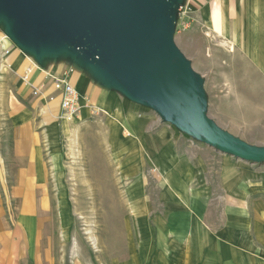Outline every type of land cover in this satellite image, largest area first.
<instances>
[{"label": "rangeland", "instance_id": "obj_1", "mask_svg": "<svg viewBox=\"0 0 264 264\" xmlns=\"http://www.w3.org/2000/svg\"><path fill=\"white\" fill-rule=\"evenodd\" d=\"M181 3L175 44L204 81L209 118L237 139L264 147V59L255 58L264 50L222 44L210 27L218 2ZM6 33L0 21V41L15 46ZM30 92L44 102L34 105L0 84V264H178L172 246L180 244L172 240L187 244L191 225L165 184L174 174L158 163L176 161V168L187 157L198 160L202 178L189 192H212V221L223 222L232 210V188L248 200L242 207H264V164L223 155L123 94L113 91L130 103L129 114L149 122L139 135L125 125L130 118L116 120L108 112L66 123L47 108L51 99L41 89ZM18 106L26 110L27 126L15 125ZM159 133L170 136L168 148L149 141ZM20 188H32L31 194ZM160 224H166L162 231ZM6 233L9 245L1 238Z\"/></svg>", "mask_w": 264, "mask_h": 264}, {"label": "water", "instance_id": "obj_2", "mask_svg": "<svg viewBox=\"0 0 264 264\" xmlns=\"http://www.w3.org/2000/svg\"><path fill=\"white\" fill-rule=\"evenodd\" d=\"M181 0H0L7 37L38 65L67 60L217 152L264 164L208 116L204 81L175 44Z\"/></svg>", "mask_w": 264, "mask_h": 264}, {"label": "crops", "instance_id": "obj_3", "mask_svg": "<svg viewBox=\"0 0 264 264\" xmlns=\"http://www.w3.org/2000/svg\"><path fill=\"white\" fill-rule=\"evenodd\" d=\"M214 1L222 6L216 5L214 12L218 11L220 14L226 32V41L234 45H242L249 52L252 50V52H257L259 48L264 50V0ZM214 12L211 16V23L214 21ZM255 58L263 60L264 55L258 54ZM30 69L32 72L28 81L24 82ZM0 72L4 74L0 79L4 80L6 85H11V88L16 90L17 96L23 100H32L34 105L43 103L44 99L40 101L31 99L30 90L41 89L42 96H49L51 99L50 103H47V108L59 111V116L62 99L55 91L54 82L58 79H67L76 88L81 98V115L75 121L79 119L87 121L92 117L100 116L92 112L94 109L101 113H112L116 120L130 118L125 121V125L129 124L136 135H139L140 131L143 132L144 126L149 123L143 118L135 119L134 115L127 112L131 108L128 101H124L115 92L99 86L84 70L75 68L67 60H47L43 65H38L33 59L15 48L12 43L1 40ZM3 82L0 81V84L2 85ZM8 114H10L9 111ZM14 115L16 126H27L28 115L24 107H16ZM137 129L140 131L138 132ZM169 138L170 136L159 133L149 141L156 147L160 143L167 147ZM138 149L140 152V148ZM187 158L188 160L183 165L176 166V168V161L158 163L160 171L174 174V177L171 175L169 180L166 179L165 184L176 203V210L187 211L191 225L187 244L182 245L178 239L172 240L171 245L180 244L179 247L172 246L173 258L178 264H264V207H260L259 204H256L254 209L251 206L248 208L247 205L242 207L241 204L248 200L246 201L242 194L236 195V189L232 188L228 195V198H231L232 210L225 213L223 222L212 221L210 216L215 213L210 202L212 192L210 193L208 187L197 192H189V186L195 180H200L202 175L198 160ZM221 181L228 182L229 179L228 177L222 178ZM31 189L23 191L20 188V191L31 194ZM170 199L167 198V200ZM249 203L253 204L252 201ZM186 220L183 221L187 225ZM170 221L172 225L176 223V219ZM179 223L181 224V221ZM165 225H161V231L165 229ZM1 238L8 245L12 243L11 236L7 233L1 235ZM3 263L12 264V260L11 263L5 261Z\"/></svg>", "mask_w": 264, "mask_h": 264}, {"label": "built area", "instance_id": "obj_4", "mask_svg": "<svg viewBox=\"0 0 264 264\" xmlns=\"http://www.w3.org/2000/svg\"><path fill=\"white\" fill-rule=\"evenodd\" d=\"M32 69L28 70L27 75L24 78V81H28V77L31 74ZM55 91L58 93L62 99L61 101V112L60 117L66 122H74L81 114V98L78 91L75 87L68 82L67 79H58L55 80ZM94 114H101L93 109Z\"/></svg>", "mask_w": 264, "mask_h": 264}, {"label": "bare ground", "instance_id": "obj_5", "mask_svg": "<svg viewBox=\"0 0 264 264\" xmlns=\"http://www.w3.org/2000/svg\"><path fill=\"white\" fill-rule=\"evenodd\" d=\"M213 17L214 21L211 23L210 27L216 29V31L219 32L221 38L223 39L222 44L224 46L230 45L231 42L226 41V32L219 12L215 11ZM230 48L232 49L233 47L231 46Z\"/></svg>", "mask_w": 264, "mask_h": 264}]
</instances>
